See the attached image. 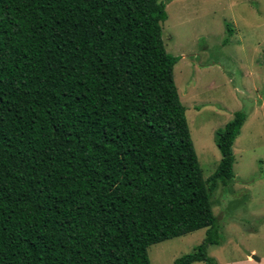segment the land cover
Here are the masks:
<instances>
[{
    "label": "trees",
    "instance_id": "trees-1",
    "mask_svg": "<svg viewBox=\"0 0 264 264\" xmlns=\"http://www.w3.org/2000/svg\"><path fill=\"white\" fill-rule=\"evenodd\" d=\"M166 19L161 0H0V264H150L201 229L173 264H216L212 194L247 114L215 130L204 180Z\"/></svg>",
    "mask_w": 264,
    "mask_h": 264
},
{
    "label": "rangeland",
    "instance_id": "rangeland-1",
    "mask_svg": "<svg viewBox=\"0 0 264 264\" xmlns=\"http://www.w3.org/2000/svg\"><path fill=\"white\" fill-rule=\"evenodd\" d=\"M161 1L162 40L179 58L174 83L204 180L220 161L215 130L236 111L247 114L232 147L233 179L212 194L222 243L207 255L216 264H264V0ZM204 236L201 229L150 246V264H173Z\"/></svg>",
    "mask_w": 264,
    "mask_h": 264
},
{
    "label": "water",
    "instance_id": "water-1",
    "mask_svg": "<svg viewBox=\"0 0 264 264\" xmlns=\"http://www.w3.org/2000/svg\"><path fill=\"white\" fill-rule=\"evenodd\" d=\"M252 259L255 260V261H258L254 256H252Z\"/></svg>",
    "mask_w": 264,
    "mask_h": 264
}]
</instances>
